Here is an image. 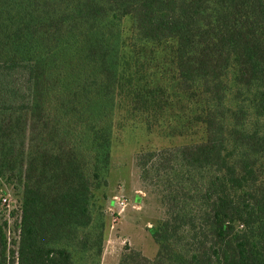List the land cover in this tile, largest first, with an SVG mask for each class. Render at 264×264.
<instances>
[{"label": "trees", "instance_id": "1", "mask_svg": "<svg viewBox=\"0 0 264 264\" xmlns=\"http://www.w3.org/2000/svg\"><path fill=\"white\" fill-rule=\"evenodd\" d=\"M171 90L206 138L137 155L158 251L119 264H264V0H0V264H101L118 103Z\"/></svg>", "mask_w": 264, "mask_h": 264}, {"label": "rangeland", "instance_id": "2", "mask_svg": "<svg viewBox=\"0 0 264 264\" xmlns=\"http://www.w3.org/2000/svg\"><path fill=\"white\" fill-rule=\"evenodd\" d=\"M125 37L130 36L131 23L123 22ZM152 72L156 67L151 68ZM163 70H160V73ZM162 103L161 109L148 106L134 109L124 97L114 115L111 168L109 186L95 193V215L104 222V251L101 264H119L127 248L135 249L149 259H154L158 245L151 235L163 218V208L157 197L145 190L139 180L137 155L152 150L194 144L204 141L205 128L196 123L189 99L173 90ZM0 224L7 221L10 249L15 251L19 235L21 196L13 187H2ZM125 196L128 205L117 214L119 206L115 197ZM3 199H7L6 202ZM15 211V216L12 212ZM102 214V215H100Z\"/></svg>", "mask_w": 264, "mask_h": 264}, {"label": "built area", "instance_id": "3", "mask_svg": "<svg viewBox=\"0 0 264 264\" xmlns=\"http://www.w3.org/2000/svg\"><path fill=\"white\" fill-rule=\"evenodd\" d=\"M115 200L117 201V205L119 206V210L117 214H121L124 209L127 207L128 205V199L125 196H117L115 197ZM4 202L7 201V199H3Z\"/></svg>", "mask_w": 264, "mask_h": 264}]
</instances>
